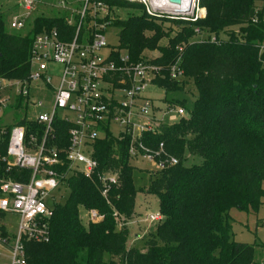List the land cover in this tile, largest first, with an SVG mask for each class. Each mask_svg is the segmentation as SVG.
I'll use <instances>...</instances> for the list:
<instances>
[{
    "label": "trees",
    "instance_id": "obj_1",
    "mask_svg": "<svg viewBox=\"0 0 264 264\" xmlns=\"http://www.w3.org/2000/svg\"><path fill=\"white\" fill-rule=\"evenodd\" d=\"M98 1L110 13L133 10L124 18L115 14L111 19L119 28L117 50L112 51L117 66L123 64L118 50L126 52L127 63L149 59L145 51L158 50L149 59L161 66L153 84L179 92L192 80L197 94L190 108L185 98H175L186 110L183 117L138 137L151 150L163 143L164 153L158 159L165 161L163 168L150 173L147 188L157 196L161 219L141 247L127 246L129 228L117 227L114 215L124 221L134 215L138 190L131 162L135 157L129 153L131 135L113 134L104 125L92 143L97 172L91 177L75 172L62 178L67 196L53 204L48 240L25 242L26 264H264V244L262 259L255 260V245L234 240L229 221L231 208L257 212L264 198V0H199L205 16L196 21L150 17L137 1ZM159 20L181 28L171 35ZM26 25L29 29L22 32ZM195 27L219 42L190 40L200 37ZM51 28L62 37L74 34L66 13L41 12L23 27L9 30L0 12V79L26 81L32 41ZM162 38L167 39L165 45H159ZM178 56L184 77L172 79L169 67ZM25 104V97L17 93L6 108H12L14 123L25 126L26 137L34 134L39 141L44 125L26 118ZM70 125L56 117L54 137L47 138V145L64 148ZM11 126L0 133V181L27 180L28 169L9 166L4 159ZM60 156L64 158V152ZM188 156L201 161L187 163ZM170 157L176 163H170ZM104 171L118 177L117 185L105 195L98 177ZM88 209H97L103 217L83 222L81 214ZM0 235L12 237L3 226Z\"/></svg>",
    "mask_w": 264,
    "mask_h": 264
},
{
    "label": "built area",
    "instance_id": "obj_2",
    "mask_svg": "<svg viewBox=\"0 0 264 264\" xmlns=\"http://www.w3.org/2000/svg\"><path fill=\"white\" fill-rule=\"evenodd\" d=\"M130 1L142 3L150 17L196 21L205 16L199 0ZM36 2L20 0L22 12L10 18L9 26L23 27ZM56 5L65 11L67 24L74 27V34L62 37L57 28L36 34L32 41L27 80L0 79V107L8 106L9 102L1 90L6 92L7 87L14 85L11 82H15L19 86L16 92L25 97L26 118L44 125V134L37 141L34 134L26 137L24 125L10 124L4 159L9 166L25 168L30 173L27 180L0 181V217L16 215L17 223L11 238L0 235L2 264H26L25 242L48 240V222L53 204L58 202L56 192L61 187L62 178L75 172L91 177L97 172L98 162L92 156V143L99 136L102 126L109 128L114 123L121 131L130 133V155L148 159L156 166L155 169H161L165 166V161L160 159L164 153L163 143L156 150H151L138 137L142 132L153 131L163 122H174L186 113L180 105L159 109V112L152 98L145 95V90L154 85L153 79L159 74L160 65L149 59L127 63L126 52L125 56L118 55L123 64H115L112 58L115 47L110 48L105 36V29L111 21L103 20L106 16L111 17L106 4L98 0H57ZM194 31L200 36L199 40L219 42L215 36L202 32L198 27ZM104 49H108L106 55H102ZM179 61L180 56L169 67L172 79L184 77ZM57 64L60 65L58 70L52 69ZM117 71H120L118 75ZM32 90L49 93L48 105L44 106L43 99L32 98ZM28 106L38 108L33 117L26 114ZM56 117L71 124L64 148L47 145V138L54 137L52 123ZM136 143L139 147L135 146ZM61 152H64V158L60 156ZM169 159L170 163H176L175 158ZM98 177L102 180L103 195L111 185L118 183L115 172L104 171L98 173ZM83 213L86 221H98L103 217L97 209H88ZM114 215L117 223L125 222L116 212ZM160 219L159 212L145 218L149 223ZM121 224L120 227L123 226ZM0 226L6 227L5 222L1 221Z\"/></svg>",
    "mask_w": 264,
    "mask_h": 264
},
{
    "label": "rangeland",
    "instance_id": "obj_3",
    "mask_svg": "<svg viewBox=\"0 0 264 264\" xmlns=\"http://www.w3.org/2000/svg\"><path fill=\"white\" fill-rule=\"evenodd\" d=\"M37 4L35 8L32 10L30 15L28 16V20L33 18L36 14L39 13H45L49 15H62L65 13L64 10L58 8L56 5L57 0H36ZM133 10H127V9H119L118 11L115 10L113 13H108L111 17H105L103 20H110L114 18V15L117 14L118 17L124 18L126 16V13ZM0 12L3 14L4 19L6 21V27L9 30H12L9 26L10 18L13 15L19 14L22 12V7L20 6V0H0ZM135 13H138L139 11L137 9L134 10ZM162 20H159L158 22H161ZM162 24L166 31H170V34L173 35L176 33L180 28L181 25H176L173 22L168 21H162ZM29 29V25H26L23 29H21L22 32H26ZM170 29V30H169ZM118 33L119 28L112 25V21L107 25L105 29V36L107 43L109 44L110 48L117 46L118 44ZM198 39L197 36H192L190 40ZM167 43L166 38H162L159 41V45H165ZM112 50H115L112 49ZM108 49H104L102 52V55L107 54ZM119 53L123 56H125L124 50H118ZM159 54L158 50L153 51H145V57L146 58H153L156 55ZM60 65L57 64V66L52 67L54 70H58V67ZM3 83V82H2ZM6 83V82H5ZM7 84V83H6ZM14 84V85H13ZM10 87L1 90V93L3 96L9 98L8 105H12L14 103V98L17 94L16 90L19 88V86L15 82H11ZM16 85V86H15ZM3 88L5 86H2ZM145 95L149 98H152L154 103L160 107L161 109L166 108V106H173V105H179L178 102L174 101L175 98L179 99H186V106L188 108L192 107V103L194 100V97L196 96L197 92L195 90V86L192 80L187 82L184 85V88L182 91L179 92H173V91H165L164 88L150 85L145 90ZM30 96L32 98L38 97L39 99H43V104L48 105V97L49 93L46 91H35L32 90L30 93ZM2 105V104H1ZM0 105V106H1ZM7 107V104L4 107H0V131L8 124L14 123L12 108ZM38 108L34 106H28L27 109V116H32L36 113ZM70 116H72V113H70ZM109 130L113 134H118L121 129L118 125L111 123ZM201 161V158L198 156H188L187 163H198ZM132 164L135 166L134 172H133V183L134 186L137 188V193L135 197V212L130 220H126L125 222H119L122 223L121 226H128L129 228V237L127 240V246H142V242L144 239L148 236V234L153 231L158 224V221L149 223L145 220V218L149 214H154L158 212V199L157 196L149 191H147V188L149 186V180H150V173H153L155 169V165L148 159L142 158L141 156H136L131 160ZM67 196L66 189L61 186L58 191L56 192V199L58 201L64 200ZM263 203L260 205L257 212L253 211H243L239 210L237 208H231L229 210L230 215V224H231V234L232 238L239 242H245L249 244L255 245V260H261L263 249L262 244H264V198L262 199ZM81 217L84 218V213L81 214ZM122 216H120L121 218ZM2 219V220H1ZM123 219V217H122ZM133 220V223L131 222ZM4 221L6 224L5 231L7 234H12L15 231L16 226V215L13 214H7L6 216L0 217V222ZM83 222H86V220L83 219ZM119 223H117V227L119 226ZM139 233L141 236L134 240L133 234ZM0 251H2V247L0 246ZM3 263V259L0 258V264Z\"/></svg>",
    "mask_w": 264,
    "mask_h": 264
},
{
    "label": "crops",
    "instance_id": "obj_4",
    "mask_svg": "<svg viewBox=\"0 0 264 264\" xmlns=\"http://www.w3.org/2000/svg\"><path fill=\"white\" fill-rule=\"evenodd\" d=\"M134 212H135V208H134ZM131 222L133 223V220H131ZM133 237H134L133 239L136 240V239H138L140 237V234L139 233H134Z\"/></svg>",
    "mask_w": 264,
    "mask_h": 264
},
{
    "label": "water",
    "instance_id": "obj_5",
    "mask_svg": "<svg viewBox=\"0 0 264 264\" xmlns=\"http://www.w3.org/2000/svg\"><path fill=\"white\" fill-rule=\"evenodd\" d=\"M171 1H174V2H180V0H171Z\"/></svg>",
    "mask_w": 264,
    "mask_h": 264
}]
</instances>
